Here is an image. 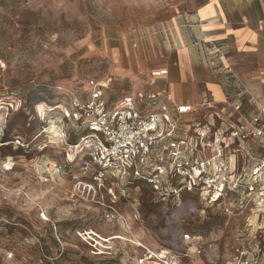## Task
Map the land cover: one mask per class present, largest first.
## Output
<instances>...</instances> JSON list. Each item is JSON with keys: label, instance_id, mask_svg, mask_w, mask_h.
I'll use <instances>...</instances> for the list:
<instances>
[{"label": "rangeland", "instance_id": "374dc122", "mask_svg": "<svg viewBox=\"0 0 264 264\" xmlns=\"http://www.w3.org/2000/svg\"><path fill=\"white\" fill-rule=\"evenodd\" d=\"M188 2L0 0V264H146L148 250L227 264L235 246L264 245L255 208L157 194L131 174L99 186L68 145L71 97L89 78H112L111 100L137 93L141 53L170 56L161 23Z\"/></svg>", "mask_w": 264, "mask_h": 264}, {"label": "built area", "instance_id": "2783aa9c", "mask_svg": "<svg viewBox=\"0 0 264 264\" xmlns=\"http://www.w3.org/2000/svg\"><path fill=\"white\" fill-rule=\"evenodd\" d=\"M167 74L151 70L152 88L112 100V78H89L85 91L71 97L65 116L81 132L68 145L80 156L82 173L99 186L110 175L131 174L157 194L188 192L205 204L253 207L264 222V102L251 97L249 112L241 94L220 102L210 93L201 105L208 112L199 114L168 87L154 86ZM145 258L146 264H179L169 250H148ZM230 258L227 264H264V245L256 238L235 246Z\"/></svg>", "mask_w": 264, "mask_h": 264}, {"label": "crops", "instance_id": "0c3cea01", "mask_svg": "<svg viewBox=\"0 0 264 264\" xmlns=\"http://www.w3.org/2000/svg\"><path fill=\"white\" fill-rule=\"evenodd\" d=\"M161 25L170 56L141 53L140 68L149 72L139 90L152 88L151 70L167 69L154 86L168 87L199 114L208 112L201 105L210 93L220 102L241 94L249 112L251 97L264 102V0H189Z\"/></svg>", "mask_w": 264, "mask_h": 264}, {"label": "trees", "instance_id": "16d2710c", "mask_svg": "<svg viewBox=\"0 0 264 264\" xmlns=\"http://www.w3.org/2000/svg\"><path fill=\"white\" fill-rule=\"evenodd\" d=\"M150 188V187H149ZM151 189V188H150ZM197 199H198V197H197Z\"/></svg>", "mask_w": 264, "mask_h": 264}, {"label": "bare ground", "instance_id": "6f19581e", "mask_svg": "<svg viewBox=\"0 0 264 264\" xmlns=\"http://www.w3.org/2000/svg\"><path fill=\"white\" fill-rule=\"evenodd\" d=\"M164 252V251H163Z\"/></svg>", "mask_w": 264, "mask_h": 264}]
</instances>
